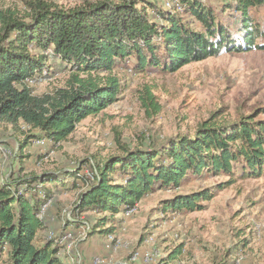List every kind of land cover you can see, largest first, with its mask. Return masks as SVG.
Instances as JSON below:
<instances>
[{
	"label": "trees",
	"instance_id": "trees-1",
	"mask_svg": "<svg viewBox=\"0 0 264 264\" xmlns=\"http://www.w3.org/2000/svg\"><path fill=\"white\" fill-rule=\"evenodd\" d=\"M227 1L223 12L203 0H177L181 13L150 0H97L75 8L37 0L24 14L0 8V122L28 133L25 147L34 140L59 146L78 124L119 100L121 85L112 73L127 61L135 73L176 72L226 52L264 51V27L252 14L264 0ZM57 62L72 74L71 89L36 95L33 84L53 76ZM146 93L141 106L149 116L159 114L161 105ZM215 117L193 137L132 149L119 142L117 153L94 165L93 182L76 209L96 215L90 234L116 233L123 216L145 197L176 191L190 176L224 175L230 183L236 175L264 178V108L236 122ZM87 164L60 174L0 180V264H63L62 247L40 241L47 228L41 208L56 192L88 183ZM215 197L216 188L178 194L163 201L158 213L200 212Z\"/></svg>",
	"mask_w": 264,
	"mask_h": 264
},
{
	"label": "rangeland",
	"instance_id": "rangeland-1",
	"mask_svg": "<svg viewBox=\"0 0 264 264\" xmlns=\"http://www.w3.org/2000/svg\"><path fill=\"white\" fill-rule=\"evenodd\" d=\"M34 1L37 0H0V8L24 14L28 3ZM42 1L75 8L97 0ZM150 1L168 10L182 11L177 0ZM203 1L220 12L228 3ZM252 14L264 27V7ZM228 15L226 11L225 17ZM151 18L159 20L155 15ZM235 20H229L232 26ZM231 33L237 34L236 27L231 28ZM133 66L127 61L112 73L121 85L119 100L98 116L78 124L59 146H41L39 140H34L25 147L28 133L0 122V180L75 171L88 162L83 175L90 178L89 182H79L80 188L73 191L56 192L55 200L47 203V228L40 234V241L59 244L63 264H149L147 260L152 255L156 261L151 264H264V178L242 179L236 175L230 183L224 175L190 176L176 191L147 196L132 214L123 216L124 224L116 231L121 247L110 244L104 235L89 234L82 239L77 234L82 222L93 225L95 214L78 212L81 217L77 222L67 219L69 213H76L80 194L93 182L92 167L117 153L119 142L131 149L158 146L168 138L195 136L200 125L213 116L219 122H236L264 108V51L226 52L176 72L135 73ZM53 69V76L33 84L36 95L55 96L59 90L71 89L70 71L61 69L58 62L53 63ZM147 91L161 105L157 115L149 116L140 104V96ZM219 186L224 188L218 190ZM206 188H216V197L205 204L203 211L158 213L163 201ZM68 232L76 233L72 251L65 247L64 236ZM150 237L153 240L147 242ZM133 255L137 256L136 262H131Z\"/></svg>",
	"mask_w": 264,
	"mask_h": 264
},
{
	"label": "built area",
	"instance_id": "built-area-1",
	"mask_svg": "<svg viewBox=\"0 0 264 264\" xmlns=\"http://www.w3.org/2000/svg\"><path fill=\"white\" fill-rule=\"evenodd\" d=\"M38 143L41 145V146H45L47 145V141L46 140H41V141H38ZM0 149L2 150V147H0ZM86 173L89 174L88 170H86ZM93 179V177H91ZM138 207V205H137ZM46 208H47V204L42 206L41 208V218L44 219L45 218V211H46ZM136 209V208H135ZM135 209L129 211L128 213L129 214H132ZM127 213V214H128ZM79 213L76 212V213H69L68 216H67V219L71 222H77L78 220H80L78 217H79ZM81 217V216H80ZM92 229V226H90L88 223L86 222H82V227L79 229V231H77V234L79 233L80 234V237L82 239H87L88 238V235L90 234V231ZM76 234V233H73V232H68L65 234L64 236V240L66 241L67 245L65 244V247L72 251L74 246H75V242H76V236L74 237L73 235ZM106 238H107V241L110 243V244H115L116 246H119L121 247L122 246V243L121 241L118 239L117 237V234L116 233H109L108 235H106ZM153 239L150 237L147 239V242H151ZM69 251V252H70ZM137 261V256L136 255H133L131 257V262H136ZM156 261L155 259V255H152L148 258L147 262L149 264L151 263H154ZM123 264H128V263H123Z\"/></svg>",
	"mask_w": 264,
	"mask_h": 264
},
{
	"label": "crops",
	"instance_id": "crops-1",
	"mask_svg": "<svg viewBox=\"0 0 264 264\" xmlns=\"http://www.w3.org/2000/svg\"><path fill=\"white\" fill-rule=\"evenodd\" d=\"M55 198H56V197H54L53 199H51V202H52L53 200H55ZM122 224H124V219H123L122 222L118 223L117 228H122V227H121Z\"/></svg>",
	"mask_w": 264,
	"mask_h": 264
},
{
	"label": "bare ground",
	"instance_id": "bare-ground-1",
	"mask_svg": "<svg viewBox=\"0 0 264 264\" xmlns=\"http://www.w3.org/2000/svg\"><path fill=\"white\" fill-rule=\"evenodd\" d=\"M177 6V5H176Z\"/></svg>",
	"mask_w": 264,
	"mask_h": 264
}]
</instances>
